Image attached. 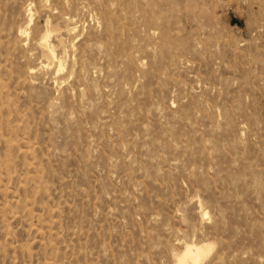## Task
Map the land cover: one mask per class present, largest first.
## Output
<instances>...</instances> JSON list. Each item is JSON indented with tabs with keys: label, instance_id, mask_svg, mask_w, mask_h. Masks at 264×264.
Returning a JSON list of instances; mask_svg holds the SVG:
<instances>
[{
	"label": "rangeland",
	"instance_id": "1",
	"mask_svg": "<svg viewBox=\"0 0 264 264\" xmlns=\"http://www.w3.org/2000/svg\"><path fill=\"white\" fill-rule=\"evenodd\" d=\"M199 240L200 264H264V0H0V264H180Z\"/></svg>",
	"mask_w": 264,
	"mask_h": 264
},
{
	"label": "bare ground",
	"instance_id": "2",
	"mask_svg": "<svg viewBox=\"0 0 264 264\" xmlns=\"http://www.w3.org/2000/svg\"><path fill=\"white\" fill-rule=\"evenodd\" d=\"M64 1H66V0H64ZM25 2V1H24ZM26 3H28V2H26ZM67 3V2H66ZM39 4V3H38ZM37 4V5H38ZM50 5V4H49ZM26 6H27V4H26ZM41 6H42V4H41ZM38 8H39V6H38ZM52 7H50V9H51ZM22 9H23V7H22ZM32 7L31 6H27L26 8H25V10H24V12L26 13V15H27V18H26V22L27 23H29L30 21H31V19H32ZM41 10V9H40ZM40 10H38V11H40ZM44 12V11H43ZM47 12V11H46ZM49 12V11H48ZM51 12V11H50ZM58 13H60V12H58ZM57 13V14H58ZM62 13V12H61ZM60 13V14H61ZM56 15V14H55ZM72 15H73V13H72ZM77 15V14H76ZM82 15V14H81ZM83 15H84V12H83ZM62 16V15H61ZM78 16H80L79 14H78ZM77 16V17H78ZM58 17H59V15H58ZM81 17V16H80ZM61 18V17H60ZM63 18H64V20L65 21H67V25L65 26L66 28H64V33L65 34H69L70 33V30L71 29H74L75 28V23L76 22H73L72 21V18H71V15H70V13H69V15H65L64 14V16H63ZM82 18V17H81ZM77 19V18H76ZM60 20V19H59ZM79 21H80V19H78ZM50 21V20H49ZM60 23H61V21H60ZM59 23V24H60ZM64 23V22H63ZM62 23V24H63ZM62 24H60V25H62ZM22 25V24H21ZM62 27H64V25L62 26ZM56 29V28H55ZM15 32V31H14ZM26 32V26H19V28H18V30H17V33H18V35L20 36V37H22L23 35H24V33ZM57 34H58V32H56ZM62 33V32H61ZM73 33V32H72ZM71 33V34H72ZM27 35V34H26ZM49 36H50V27L48 26V25H46L45 26V31L41 34V36H40V38H39V46L41 47V51H42V53H43V55L44 56H46V58L41 62V65H40V67L42 66V69H44L43 68V66L44 67H46V68H51L52 69V71H53V73L55 72L56 74L58 73V71L59 70H61L62 69V67L64 66V62H63V57L65 56H63V55H57L56 54V51H55V47H54V45L50 42V40H49ZM66 37V36H65ZM27 38V37H26ZM71 38V37H70ZM20 39H22V38H20ZM69 39V38H68ZM27 40H29V38L27 39ZM38 40V39H37ZM57 41H58V39H57ZM73 41V40H72ZM26 42V43H25ZM24 43L27 45V41H25V39H24ZM59 43H63V44H61L62 46H63V50L65 51V47L68 45V44H64V42H63V39L62 38H59ZM65 43H66V41H65ZM69 43H71V42H69ZM24 44V45H25ZM72 44H74V42L72 43ZM71 45V44H70ZM69 45V46H70ZM61 46V47H62ZM40 47H38L39 49H40ZM60 48V47H59ZM70 48V47H69ZM23 49V48H22ZM75 49V47L72 49V46H71V50H74ZM24 50V49H23ZM70 50V52H72ZM31 51H33V50H31ZM60 51V50H59ZM69 51V50H68ZM24 52V51H23ZM58 52V51H57ZM62 53V52H61ZM25 54V53H24ZM28 54V53H27ZM30 54V53H29ZM37 54V53H36ZM35 54V55H36ZM64 54V53H63ZM69 54V53H68ZM73 54V53H72ZM26 55V54H25ZM30 56V55H29ZM33 56H34V54H33ZM74 55H72V57H73ZM80 56V55H79ZM27 57V56H26ZM74 58V57H73ZM70 59V58H69ZM72 59V58H71ZM34 60H37V59H34ZM37 62H39V61H37ZM70 62H72V61H70ZM73 63V62H72ZM75 64V63H74ZM34 65V64H33ZM71 65V64H70ZM30 66V65H29ZM32 66V65H31ZM73 67H75V65L73 66ZM39 68V67H38ZM67 68V67H66ZM72 67H70V69H71ZM36 70H37V67L35 68ZM48 69V70H49ZM41 70V69H40ZM72 70V69H71ZM74 70V69H73ZM27 71H29V72H32L33 70L30 68L29 70H27ZM35 71V70H34ZM47 71V70H46ZM69 72H71L70 70H68ZM49 72V71H48ZM47 72V74H49ZM63 72V71H62ZM68 72V73H69ZM38 73H39V71H38ZM41 73V72H40ZM30 74V73H29ZM33 74H34V72H33ZM36 74V73H35ZM46 75V74H45ZM58 75V74H57ZM62 75V74H61ZM66 75V74H65ZM64 74H63V76H65ZM47 76V75H46ZM51 76V75H50ZM55 77V76H54ZM31 78V77H30ZM50 78V77H49ZM52 78V77H51ZM59 78H61V77H59ZM33 79V78H32ZM36 79V78H35ZM53 79V78H52ZM56 79H57V77H56ZM55 80V79H54ZM53 81V80H52ZM58 81H60V80H58ZM57 81V82H58ZM36 82V81H35ZM51 82V81H50ZM54 82V81H53ZM61 82V81H60ZM58 85V84H57ZM57 87V86H56ZM58 91V90H57ZM58 93V92H57ZM53 101V100H52ZM25 151V150H24ZM197 202H198V200H197ZM200 204V203H199ZM205 208V207H204ZM197 209V208H196ZM198 210H199V213L201 214V216H202V218L201 219H204L206 216V213H208V212H206L204 209H203V207L201 206V204L198 206ZM202 221V220H201ZM177 239H179L178 237H177ZM192 240V239H191ZM191 240H189V241H191ZM179 241V240H178ZM181 243V242H180ZM183 244V243H182ZM213 246H214V243L212 242V241H209V240H199V241H192V242H188V243H185L184 245H183V249L180 251V252H178V253H176V254H174L175 256L174 257H176V261H178V263H180V264H200V260L201 259H203L204 257H206L210 252H211V250L213 249ZM173 249V248H172Z\"/></svg>",
	"mask_w": 264,
	"mask_h": 264
}]
</instances>
